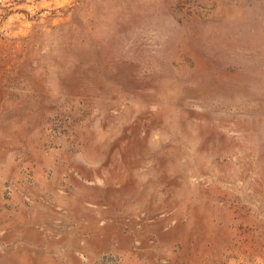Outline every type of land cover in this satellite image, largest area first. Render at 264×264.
Listing matches in <instances>:
<instances>
[{
    "label": "rangeland",
    "instance_id": "1",
    "mask_svg": "<svg viewBox=\"0 0 264 264\" xmlns=\"http://www.w3.org/2000/svg\"><path fill=\"white\" fill-rule=\"evenodd\" d=\"M0 264H264V0H0Z\"/></svg>",
    "mask_w": 264,
    "mask_h": 264
}]
</instances>
